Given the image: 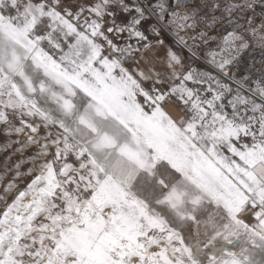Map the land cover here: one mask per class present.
I'll use <instances>...</instances> for the list:
<instances>
[{
  "label": "snow or ice",
  "instance_id": "1",
  "mask_svg": "<svg viewBox=\"0 0 264 264\" xmlns=\"http://www.w3.org/2000/svg\"><path fill=\"white\" fill-rule=\"evenodd\" d=\"M0 136V264H264V0H0Z\"/></svg>",
  "mask_w": 264,
  "mask_h": 264
},
{
  "label": "rangeland",
  "instance_id": "2",
  "mask_svg": "<svg viewBox=\"0 0 264 264\" xmlns=\"http://www.w3.org/2000/svg\"><path fill=\"white\" fill-rule=\"evenodd\" d=\"M163 38L166 40V43L169 42V41L171 40V37L168 36L167 34H165ZM253 55L256 56V57L258 58L260 54H259V52H256V53H252V54L246 56V57H245V63H247L248 61H250V60H251V57H252ZM257 66H258V65H257ZM4 143H5V139H4L2 136H0V147H2V146L4 145ZM9 151H10V149H9ZM4 156H5V153L0 152V164H2V162H3V160H4ZM17 158H18V157L13 156V157H12V160L14 161V160H16Z\"/></svg>",
  "mask_w": 264,
  "mask_h": 264
}]
</instances>
